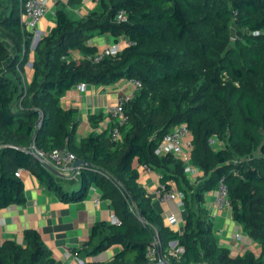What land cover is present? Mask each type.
<instances>
[{
	"label": "trees",
	"instance_id": "obj_1",
	"mask_svg": "<svg viewBox=\"0 0 264 264\" xmlns=\"http://www.w3.org/2000/svg\"><path fill=\"white\" fill-rule=\"evenodd\" d=\"M24 1L10 0L0 19V32L17 49L13 55L0 36V208L26 201L24 181L16 175L21 168L48 182L62 199L83 198L96 183L121 224H96L77 254L85 250L96 255L121 244L110 264H154L149 248L160 238L158 259H169V264H264V0H233L231 6L216 8L198 0H99L100 10L78 20L59 1L57 24L33 52L32 33L21 22ZM6 4L0 0V7ZM121 11L126 19L118 20ZM233 21L248 33L228 53L223 54L222 38L212 37L214 44L197 39L198 30L208 32L213 25V33L223 29L228 34ZM101 34L126 42L117 55L93 61L88 56L99 50L88 41ZM193 47L197 51L189 52ZM73 51L85 57L75 58ZM32 53L34 72L25 94L23 71ZM192 57L210 60V67L205 72ZM123 78L140 80L142 87L126 104L128 120L120 126L121 138L113 140L104 129L76 141L77 111L64 110L60 99L80 83L109 85ZM102 117L104 113L91 119ZM180 124L192 133L191 162L203 172L197 183L179 157L156 153L163 138ZM214 136L229 149H215L210 143ZM33 144L47 152L66 148L85 161L79 192L64 189L31 151ZM255 150L259 153L252 155ZM228 152L241 160H230ZM136 161L158 171L165 189L174 182L184 195V231L164 225L139 185ZM222 180L233 216L258 243V254L250 250L232 257L215 237L214 219L203 200ZM26 238L27 245L0 243V264H61L38 230L28 229ZM172 241L185 247L182 255L170 254Z\"/></svg>",
	"mask_w": 264,
	"mask_h": 264
},
{
	"label": "crops",
	"instance_id": "obj_2",
	"mask_svg": "<svg viewBox=\"0 0 264 264\" xmlns=\"http://www.w3.org/2000/svg\"><path fill=\"white\" fill-rule=\"evenodd\" d=\"M59 1L65 4L74 20L84 18L89 13L98 10L100 6V2L96 0H46L47 12L39 23L43 37L48 36L57 24L56 12ZM9 2L10 0H7V4L0 7V19H3L7 13ZM0 36H3L1 32ZM7 39L11 43L13 55L16 54L15 45L9 38ZM125 39L117 40L112 34H101L90 39L88 44L97 46L100 51L116 43L122 48ZM79 53L81 54L79 51H73L72 55L78 57ZM33 54L24 66L29 76L33 73L31 70ZM0 65L2 66L1 63ZM136 90L133 83L126 78L109 85L87 84L84 89H81L79 85L74 86L60 99L59 105L64 110L76 109L77 111L76 141H80L92 132H100L109 128L112 119L107 113L108 109L117 103L121 95L129 93L134 96ZM100 113H104V117L102 120L95 119L97 121L94 122L91 116ZM134 166L138 170L140 187L147 191V196L150 197L155 210L161 215L164 225L174 231H184L188 215L184 203L180 204L172 200L163 201L158 193L159 188L163 186L160 181L161 174L156 170L147 169L137 161ZM21 172V178L25 184L26 201L22 204L15 203L0 208V243L13 240L18 244L27 245L26 231L36 229L49 252L61 264H110L114 260L115 255L123 248L121 244H114L96 255H88L85 250L80 254L75 252V250L84 249L96 224L101 221L111 223V215L114 212L111 201L103 197V191L96 183L89 186L83 198L62 199L55 188L39 179L30 170L21 168ZM80 174L81 168L78 172L70 173L69 176L62 173L55 175L57 180L63 184L64 189L72 194L81 189ZM201 175L203 172L197 168L195 175L188 177L192 182L197 183L199 180L196 182L195 179ZM171 184L170 190L180 192L174 182ZM218 188L205 193L203 205L207 207L210 216L214 219L215 237L219 245L228 248L232 257H241L250 250L258 254L260 252L258 243L243 230V226L234 218L231 206L218 207L215 204ZM170 216L176 218L175 224L169 223L168 217ZM171 252L172 247H170L172 255Z\"/></svg>",
	"mask_w": 264,
	"mask_h": 264
},
{
	"label": "built area",
	"instance_id": "obj_3",
	"mask_svg": "<svg viewBox=\"0 0 264 264\" xmlns=\"http://www.w3.org/2000/svg\"><path fill=\"white\" fill-rule=\"evenodd\" d=\"M99 1V0H96ZM47 3L46 0H25L23 4V10L21 12V22L27 31L32 33L31 38V50H35L40 40L43 38L42 32L39 29V23L41 19L47 12ZM118 20L126 19L125 11L119 12L117 15ZM121 50V46L116 43L112 46L106 47L100 51H98L94 55H89L88 58L93 61H100L106 56H115ZM80 57V56H78ZM85 57V56H83ZM131 83L138 90L142 87V83L137 79H129ZM81 89H84L87 84L80 83L78 84ZM134 99L132 94L126 93L119 97L117 103L108 109V115L111 117L112 122H110V127L107 128L109 130L112 139L118 141L121 138L120 126L124 125L128 116L125 113L126 104ZM42 118L39 120L38 127L42 126ZM218 142V138L216 136L210 139L211 145L214 147ZM193 150V142H192V133L190 129L185 124L177 125L170 133H168L162 140L161 144L156 149V153L158 155H168L173 154L179 157L185 165V172L188 176H194L197 168L191 162V154ZM31 151L37 155L42 163L47 167L51 166L53 169H56L63 175L69 176L70 173L78 172L81 167H75L74 163L77 159L75 153L70 151L69 149H53L49 152L39 149L35 144L31 146ZM147 169L149 167L145 166ZM49 169V168H48ZM67 172V173H66ZM16 175L21 177L22 172L19 169L16 172ZM159 196L163 201H177L180 204L184 203V195L178 191H172L165 189L164 186H161L158 190ZM215 204L218 207L223 206H231L229 200V189L225 182L222 180L219 183L218 195L215 199ZM111 223L112 224H121L120 218L116 215L115 212L111 215ZM168 221L171 224H175L176 218L174 216L168 217ZM170 247H172V255L179 256L185 252V247L178 244V241H172L170 243ZM162 248L161 240H156L149 248V257L153 261V263H157L162 258L158 259V252ZM195 264H206L205 262H198Z\"/></svg>",
	"mask_w": 264,
	"mask_h": 264
},
{
	"label": "rangeland",
	"instance_id": "obj_4",
	"mask_svg": "<svg viewBox=\"0 0 264 264\" xmlns=\"http://www.w3.org/2000/svg\"><path fill=\"white\" fill-rule=\"evenodd\" d=\"M198 1H200V2H201L203 5H205V6L208 5V8H209V6H211L212 4H213L214 8H216V7L220 6V5L231 6L233 0H198ZM97 9L100 10V6H99V8H97ZM0 14H1V12H0ZM0 16H1V15H0ZM206 16H207V15H206ZM206 16H204V17H206ZM201 25L204 27V26H205V22H204V23L202 22ZM213 29H214V25H213ZM213 29H212V28H209V31H208V32H207V31L205 32V31H203L202 29H201V30H198V31H197V39H198L199 41L204 40V41H206V42H208V43H213V44H214V42H210V40H215V39L212 38V37L217 36V38H222L223 43H225V45L221 44V45L225 46V49H224V51H223V54L228 53V50H229L230 48H232V47H236V46L238 45V43H240V42L242 41V36H243V34L248 33V29L239 26V25L237 24L236 21H233V22H232V24H231V26H230V30L228 31V34H226V32H225L223 29H218V30H216V31L214 30L215 33H213V32H212ZM227 35H229L230 38H228V42H227V44H226L225 39H227V37H228ZM2 37L4 38L5 42L11 47V43H10V41L7 39L6 35H3ZM123 42H124V41H123ZM125 42H126V41H125ZM196 51H197V49L193 47L192 50L189 51V52H196ZM74 56H75V58L77 57L76 55H74ZM78 56L83 57L84 54H83V53H81V54L79 53ZM199 59H200V60H199ZM199 59H196L195 57H192V61L195 62V63L197 64V66H198L200 69L203 68L204 71H205L207 67H210V64H206V63H208L210 60H204V58H199ZM207 59H208V58H207ZM209 63H210V62H209ZM25 65H26V63H25ZM31 70H33V72H34V66H32V69H31ZM205 72H206V71H205ZM205 72H204V73H205ZM208 73H210V72H208ZM23 74H24V76H25L26 82H25V80H24V83H23L22 78H21V81H22V84H23V86H24L23 90H24L25 94H27V92H28V93L30 92V91H28L27 89H29V88L31 87V85L29 84V82H31V80H32L33 73H32L31 76H29V75L25 72V70H24V71H23ZM204 75H206V74H204ZM136 92H137V90L134 91V97H135ZM29 95H30V94H29ZM15 99H16V98H15ZM18 105H19V104H18ZM18 108H19V107H18ZM260 131H261L262 133H264V127H261V128H260ZM214 147H215V149H220V148H222V149H229V148L227 147V145H226L224 142L220 141V140H218L217 144H216ZM258 153H259V151H258V150H255V151L253 152L252 155H257ZM228 158H229L230 160L234 159V160L237 161V162L241 160V157H239V158L236 159V157H234V154H233L232 152H230V153L228 152ZM199 178H200V177L197 176V178L195 179L196 182L199 180ZM158 240H161V239L158 238Z\"/></svg>",
	"mask_w": 264,
	"mask_h": 264
},
{
	"label": "water",
	"instance_id": "obj_5",
	"mask_svg": "<svg viewBox=\"0 0 264 264\" xmlns=\"http://www.w3.org/2000/svg\"><path fill=\"white\" fill-rule=\"evenodd\" d=\"M85 164V161L83 160H76L75 163H74V166L77 168V167H82V165ZM48 168L55 174H58V175H61V173L59 171H57L56 169H53L51 166H48ZM155 264H169L166 260L164 259H161L159 260L157 263Z\"/></svg>",
	"mask_w": 264,
	"mask_h": 264
}]
</instances>
